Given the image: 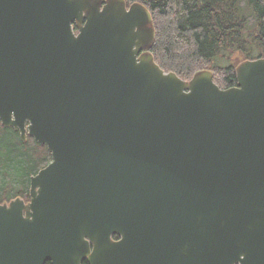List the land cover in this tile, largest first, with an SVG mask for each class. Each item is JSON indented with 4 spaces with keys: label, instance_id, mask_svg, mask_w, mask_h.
Returning <instances> with one entry per match:
<instances>
[{
    "label": "water",
    "instance_id": "obj_1",
    "mask_svg": "<svg viewBox=\"0 0 264 264\" xmlns=\"http://www.w3.org/2000/svg\"><path fill=\"white\" fill-rule=\"evenodd\" d=\"M154 42L139 3L0 0V124L51 157L0 264H264V58L221 89Z\"/></svg>",
    "mask_w": 264,
    "mask_h": 264
},
{
    "label": "trees",
    "instance_id": "obj_2",
    "mask_svg": "<svg viewBox=\"0 0 264 264\" xmlns=\"http://www.w3.org/2000/svg\"><path fill=\"white\" fill-rule=\"evenodd\" d=\"M135 1L152 17L155 63L184 81L210 70L219 88H232L240 62L264 58V0ZM50 160L45 146L29 137L22 143L17 131L0 124V204L27 202L30 178Z\"/></svg>",
    "mask_w": 264,
    "mask_h": 264
},
{
    "label": "flooded vegetation",
    "instance_id": "obj_3",
    "mask_svg": "<svg viewBox=\"0 0 264 264\" xmlns=\"http://www.w3.org/2000/svg\"><path fill=\"white\" fill-rule=\"evenodd\" d=\"M91 3H96L98 6H100V8H102L103 6H105V4H106V2L108 1V0H89ZM124 1V3H125V7H126V9H128L132 4H134V3H139V4H141L140 2H138V1H135V0H123ZM143 5V4H142ZM144 6V5H143ZM145 7V6H144ZM146 8V7H145ZM147 9V8H146ZM148 10V9H147ZM149 11V10H148ZM84 24V21H83V23H82V25ZM76 25V22H72V31H73V34L75 35V36H77L78 35V29H77V27L75 26ZM141 54V53H140ZM139 54V55H140ZM82 264H87L86 263V261L85 262H83Z\"/></svg>",
    "mask_w": 264,
    "mask_h": 264
}]
</instances>
